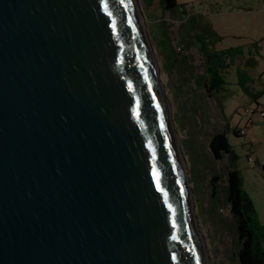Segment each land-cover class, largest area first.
<instances>
[{
  "label": "water",
  "instance_id": "obj_1",
  "mask_svg": "<svg viewBox=\"0 0 264 264\" xmlns=\"http://www.w3.org/2000/svg\"><path fill=\"white\" fill-rule=\"evenodd\" d=\"M158 74L137 0H0V264H210Z\"/></svg>",
  "mask_w": 264,
  "mask_h": 264
},
{
  "label": "rangeland",
  "instance_id": "obj_2",
  "mask_svg": "<svg viewBox=\"0 0 264 264\" xmlns=\"http://www.w3.org/2000/svg\"><path fill=\"white\" fill-rule=\"evenodd\" d=\"M177 3L175 8L163 9L159 0H137L186 158L196 227L211 264H237V223L226 197L230 156L224 153L216 159L209 141L218 128L227 132L243 188L254 202L258 223L264 224V117L259 111H246L256 109L257 104L239 82L242 74L252 88L264 89V0ZM202 44L217 50L239 47L242 51L227 56L225 84L214 91V97L197 83L204 73L198 50ZM252 58L255 63L249 65ZM241 128L246 133L236 134L234 130Z\"/></svg>",
  "mask_w": 264,
  "mask_h": 264
},
{
  "label": "trees",
  "instance_id": "obj_3",
  "mask_svg": "<svg viewBox=\"0 0 264 264\" xmlns=\"http://www.w3.org/2000/svg\"><path fill=\"white\" fill-rule=\"evenodd\" d=\"M163 9L175 8L177 0H159ZM198 45L197 42H195ZM199 52L203 56L204 73L201 83L210 96H214V91H220L225 84L223 69L228 65L227 56L233 52L241 53V48L234 47L229 49L217 50L208 48L205 44L198 46ZM234 63L233 60H231ZM253 65L255 60L252 58L247 62ZM240 75V85L249 94H252L250 86L245 76ZM264 93V92H263ZM263 93L257 95L260 97ZM257 96L255 98H257ZM239 134V130H234ZM209 148L216 159L223 157L224 153L230 156L231 168L227 174V202L230 212L237 223L239 236L238 263L237 264H264V224H259L255 216V205L248 193L243 188V178L240 170L235 167L237 155L232 149L227 132H215L209 141ZM264 171V164H262ZM218 178L217 176L214 177Z\"/></svg>",
  "mask_w": 264,
  "mask_h": 264
},
{
  "label": "crops",
  "instance_id": "obj_4",
  "mask_svg": "<svg viewBox=\"0 0 264 264\" xmlns=\"http://www.w3.org/2000/svg\"><path fill=\"white\" fill-rule=\"evenodd\" d=\"M219 50H221V49H219ZM223 50V49H222ZM204 61V60H203ZM250 86V90L252 91V94L251 95H249L252 99H254V101H255V103L257 104V107H256V109H254L255 110V112L256 111H258L260 108H262L263 106H264V100L262 101L261 99H262V97L264 96V89H256L255 90V88H252V85H249ZM260 93H263L260 97H258L257 95H259ZM215 96V95H214ZM214 96H211V97H214ZM257 96V98H255ZM219 129V128H218ZM215 130L213 133H212V135L215 133V132H217V131H220V130ZM221 131H223V130H221ZM211 135V136H212ZM211 139V138H210Z\"/></svg>",
  "mask_w": 264,
  "mask_h": 264
},
{
  "label": "built area",
  "instance_id": "obj_5",
  "mask_svg": "<svg viewBox=\"0 0 264 264\" xmlns=\"http://www.w3.org/2000/svg\"><path fill=\"white\" fill-rule=\"evenodd\" d=\"M246 111H247V112H253V113H255V110H254V109H248V108H247ZM258 111H259L260 115H261L262 117H264V106H263L262 108H260ZM251 121H252V118H250V122H251ZM239 133H241V134H245L246 131H245V129L241 128V129H239ZM263 133H264V130H263Z\"/></svg>",
  "mask_w": 264,
  "mask_h": 264
},
{
  "label": "bare ground",
  "instance_id": "obj_6",
  "mask_svg": "<svg viewBox=\"0 0 264 264\" xmlns=\"http://www.w3.org/2000/svg\"><path fill=\"white\" fill-rule=\"evenodd\" d=\"M139 8V7H138ZM140 10V9H139ZM141 16H142V14H141ZM143 18V17H142ZM158 78H159V75H158ZM159 80L161 81V79L159 78ZM162 83V82H161ZM183 160H184V162H185V164H186V158L185 157H183ZM185 168H186V166H185ZM192 211H193V208H192ZM191 211V212H192ZM194 216V213H192V217ZM194 218V217H193ZM195 226H197V224H195ZM197 232H198V234H199V231L197 230ZM200 235V234H199ZM202 243H203V241H202ZM204 245V244H203ZM204 249L206 250V247L204 246ZM206 253V252H205ZM206 257H208L207 256V254H206ZM209 262H210V264H211V261H210V259H209Z\"/></svg>",
  "mask_w": 264,
  "mask_h": 264
}]
</instances>
